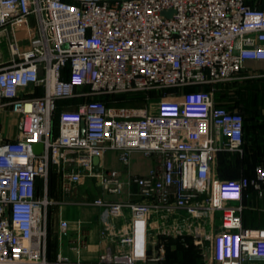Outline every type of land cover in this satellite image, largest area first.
<instances>
[{
	"label": "built area",
	"instance_id": "obj_1",
	"mask_svg": "<svg viewBox=\"0 0 264 264\" xmlns=\"http://www.w3.org/2000/svg\"><path fill=\"white\" fill-rule=\"evenodd\" d=\"M262 1L0 0V42H9L11 55L0 63V112L18 116L15 139L0 122V264H163L146 241L137 250L138 233L145 238L149 226L155 236L185 235L178 224L162 229L151 221L163 211L193 212L202 221L191 234L213 264L264 259V229L242 219L247 190L264 198V163L251 177L220 175V152L243 154L246 121L215 95L216 84L240 73L264 79V68L247 67L264 61ZM23 32L25 49L17 43ZM134 94L157 102L115 104ZM36 143L44 145L39 153ZM109 149L126 165L136 151L161 161L128 181L138 185L140 200L94 202L112 216L129 214L130 224L105 236L118 238L120 250L109 246L95 261L60 253L51 259V172L65 193L99 177L106 191L121 195L122 172L104 168ZM69 226L59 220L60 236ZM84 244L80 238L74 248Z\"/></svg>",
	"mask_w": 264,
	"mask_h": 264
},
{
	"label": "crops",
	"instance_id": "obj_2",
	"mask_svg": "<svg viewBox=\"0 0 264 264\" xmlns=\"http://www.w3.org/2000/svg\"><path fill=\"white\" fill-rule=\"evenodd\" d=\"M250 1L252 2V0ZM260 5H264V0ZM247 67L263 69L264 61H248ZM263 81V79H254L253 82H256L255 84L258 85V89H261L263 88ZM123 101L124 100L120 99L118 102ZM216 101L221 106H226L228 108L232 107L230 103L223 101L218 94L216 95ZM0 122L4 124L6 136L10 139H15L17 137L18 116L11 111H1ZM243 153L245 156L243 157V154H241V163L238 165V171L232 175L222 177L238 178L242 175L251 177L254 174V162L264 163V115H253L252 119L247 121ZM103 163L105 171L118 170L122 172V177L127 181V184L121 195H115L106 191L101 185V179L97 177L84 178L81 183L73 187L71 192L65 193L59 190V194L55 196V186L57 182L58 187L60 186V178L58 176L56 180L54 178L50 196L57 200H55L54 207L50 210V240L52 241L55 235L54 233H56V230L53 229L54 223H58L60 219H66L70 223L68 231L61 234V236L59 234L56 242V251L55 254H53L54 256L60 253L65 257H72L73 260L82 259L85 261H95L109 246L113 252L120 250L121 243L118 238L111 241L105 236L112 228L117 232L122 230L127 224H130V216H112L106 212L104 208L95 205L94 202L97 200H140L141 196L139 194L138 185L135 182L128 183V181L135 176L148 175L152 169L160 166L161 161L158 156L146 155L143 152L136 151L132 154L130 163L126 165L120 160L119 153L116 150L109 149L103 157ZM248 166L251 167L248 169ZM42 187V184L38 187L40 195L43 193ZM242 203L243 225L251 228L264 229V198L254 190H247L244 193ZM151 221H153V218ZM139 231L142 232V226H139ZM187 232L188 231L185 230V234L190 235V233ZM156 233L157 232L152 229L151 226H149L145 238L142 233H138V252L142 251L143 243L146 241L150 249L149 252L161 256V262L163 264L214 263L210 253L206 257L203 256L201 246L194 244L195 247L187 250L179 244L176 237L155 236ZM80 238L84 239L85 244L78 250L75 249L74 246L79 244ZM62 240L64 241L63 243H61ZM153 240H157L155 246L152 245ZM125 248L128 249L127 246ZM246 264H264V259L250 258L247 260Z\"/></svg>",
	"mask_w": 264,
	"mask_h": 264
},
{
	"label": "rangeland",
	"instance_id": "obj_3",
	"mask_svg": "<svg viewBox=\"0 0 264 264\" xmlns=\"http://www.w3.org/2000/svg\"><path fill=\"white\" fill-rule=\"evenodd\" d=\"M21 40L17 42L21 49H25L28 45V38L29 35L26 33H21ZM20 38V37H19ZM9 42L5 38H2V41L0 42V63L7 62L10 60L11 55L9 53ZM2 65V64H0ZM245 73L238 74L234 79L221 82L215 85V95H220V98L223 101H227L232 105V109H238L240 111H244V113L247 116H250L251 114H264V90H260L258 88H255V82L254 79H248L246 77H243ZM149 99L147 98V95L140 94L139 97H132L134 101H123V102H115V104L130 106V107H144L148 106V104H152L153 106L156 104L157 99L156 95H149ZM144 105V106H143ZM237 163V159L234 158L232 161V166H235ZM218 165V163H217ZM219 168V166H218ZM231 169V168H230ZM59 177V176H58ZM56 180V179H55ZM56 184V182H55ZM59 190H61V186L58 187L55 186V196L59 194ZM54 199V198H53ZM57 200L56 198L54 201ZM54 207V206H52ZM50 207V209H52ZM216 219L217 222H219L220 218V212H216ZM127 216L129 214L127 213ZM153 219H157L159 223L161 224L162 229H171L173 224H178V226L184 230H186V226L188 227L187 233H190V235L193 237L194 228L201 224L202 221L193 219V212H177L175 214H170L169 212H160L158 214H154ZM202 219V218H201ZM54 222V221H53ZM54 230H56L55 235L53 236V239L51 241L53 253L55 254V248H56V242L59 237V220L58 223H54ZM208 230H210V225L207 227ZM194 238V237H193ZM50 239V237H49ZM194 240V239H193ZM64 241L62 240L61 243ZM66 244V243H65ZM71 259L70 257H68ZM73 260V258H72Z\"/></svg>",
	"mask_w": 264,
	"mask_h": 264
},
{
	"label": "trees",
	"instance_id": "obj_4",
	"mask_svg": "<svg viewBox=\"0 0 264 264\" xmlns=\"http://www.w3.org/2000/svg\"><path fill=\"white\" fill-rule=\"evenodd\" d=\"M253 1V0H252ZM264 80V79H263ZM256 83V82H255ZM262 85H263V88H261L260 90H264V81L262 82ZM255 88H258V85L255 84ZM219 94V93H218ZM140 94H134V95H121L119 96L118 98L121 99V100H124V101H132V97H139ZM220 96V95H219ZM65 104L64 101H61L60 102V105H63ZM244 113V111H243ZM245 129L247 127V121L252 119L253 115H256V116H260V115H264V114H261V113H258V114H251L250 116H247L245 113ZM55 125H56V129H58V119L55 118ZM243 157L245 156L244 153L242 155ZM239 153H233V152H220L219 155H218V170H219V173L221 176H228V175H232L234 174L235 172L238 171V168L240 165V158L242 157ZM234 158L237 159V163L235 166H232V161L234 160ZM257 164H260V163H257V162H254L253 164V169H255V166ZM251 166H248V169L250 168ZM231 168V169H230ZM57 176H59V174H57L56 172H51V175H50V185H49V190L51 191L52 189V185H53V181H54V178L56 179ZM60 178V176H59ZM41 182V183H40ZM39 182V186H43V182L40 181ZM176 239H178L177 241L179 242L180 245H182L184 248H186L187 250L192 248V247H195L194 245V240H193V237L189 234H185L183 236H180V237H177ZM53 251V248H52V243L49 239L48 241V253H49V257L51 259H54V253L52 252Z\"/></svg>",
	"mask_w": 264,
	"mask_h": 264
},
{
	"label": "water",
	"instance_id": "obj_5",
	"mask_svg": "<svg viewBox=\"0 0 264 264\" xmlns=\"http://www.w3.org/2000/svg\"><path fill=\"white\" fill-rule=\"evenodd\" d=\"M82 131H83V134H84V131H85V123L84 122H82ZM43 148H44L43 143H36V144L33 145V149H34V151L36 153L41 152L43 150ZM94 161H95V163H98L99 162V158L96 157L94 159Z\"/></svg>",
	"mask_w": 264,
	"mask_h": 264
}]
</instances>
